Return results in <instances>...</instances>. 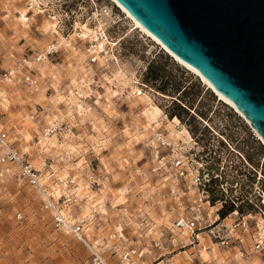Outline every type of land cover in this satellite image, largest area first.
I'll list each match as a JSON object with an SVG mask.
<instances>
[{
  "label": "rangeland",
  "instance_id": "1",
  "mask_svg": "<svg viewBox=\"0 0 264 264\" xmlns=\"http://www.w3.org/2000/svg\"><path fill=\"white\" fill-rule=\"evenodd\" d=\"M99 25L121 38L122 61L107 66L88 62L86 37ZM136 39L148 45V58L154 50H164L237 112L231 116L217 102L218 115L207 122L213 130L210 143L198 142L208 161L207 177L214 166L210 149H228L264 189V156L257 166L238 145L248 136L243 124L264 144L249 120L114 0H0V72L50 42L60 46L52 58L37 64L35 87L0 79L5 102L0 125L32 164L51 176L59 194L68 197L67 210L84 222L93 246L57 230L37 191L16 178L15 168L5 166L0 169V264H264V248L256 247L251 234H236L222 243L207 233L195 239L190 230L176 226L178 217L197 215L199 188L172 162L193 145V136L177 117L167 116L163 107L171 97L136 94V81L148 64L128 52ZM227 126L238 141L223 132ZM159 133L177 150L164 147ZM181 147L183 153L177 154ZM239 176L240 182L232 185L226 179L222 184L227 196L246 190L249 174ZM257 186L253 184L251 199L258 208ZM222 204L204 205L206 224L224 219L219 215ZM234 219V214L227 216L229 223ZM250 222L253 226L255 219ZM130 249L136 252L126 257Z\"/></svg>",
  "mask_w": 264,
  "mask_h": 264
},
{
  "label": "water",
  "instance_id": "2",
  "mask_svg": "<svg viewBox=\"0 0 264 264\" xmlns=\"http://www.w3.org/2000/svg\"><path fill=\"white\" fill-rule=\"evenodd\" d=\"M264 141V0H118Z\"/></svg>",
  "mask_w": 264,
  "mask_h": 264
},
{
  "label": "built area",
  "instance_id": "3",
  "mask_svg": "<svg viewBox=\"0 0 264 264\" xmlns=\"http://www.w3.org/2000/svg\"><path fill=\"white\" fill-rule=\"evenodd\" d=\"M86 41L85 55L90 64L107 66L113 62L122 61L124 58L121 38L111 35L108 27L104 25L95 27L91 35L86 37ZM59 51V44L57 42H50L40 52L23 55L18 62L3 69L0 72V79L14 84H25L30 87H35L39 82V68L37 64L48 61ZM136 83L135 92L137 95L145 94L149 91L156 95L166 96L148 84L143 83L140 79H137ZM158 139L164 147H172V143L162 133H159ZM190 141H193V145L188 148L185 147L184 155L175 157L172 162L179 170L181 176L190 177L191 181L199 188L200 195L195 206L197 215L193 218L186 216L178 217L176 226L181 230H190L191 235L195 239H199L202 233H207L211 239L218 240L222 243L227 242L228 237H234L236 234L237 237H239V234H251L256 247L259 249L264 248V189L257 186L260 181L258 180V183H254L258 187L260 201V210L256 215L252 213L241 215L238 210H235L230 214L236 216V219L232 223L227 222L226 217L223 220H216L215 222L206 224L208 219H205V216L201 215V211L205 208L204 205L206 203L211 205L209 193L206 190V185L210 179L207 177L208 173L205 172L207 169L205 165L208 161L201 154V150H204V147L193 137ZM0 148L2 150L0 154V169L5 166L9 167L12 164L15 165L16 178L21 182L29 184L37 191L44 208L51 213L55 227L81 239L93 249V246L88 242L84 222L75 218L64 204L68 200V197L62 193L59 194L60 189L54 185L51 176L32 164L25 154L14 145L9 130L1 125ZM182 149L183 147L179 148L177 154H182L183 152L180 153ZM173 150H177V148H173ZM216 153H218L217 150H213V152L211 151L209 153V156L212 157V154ZM193 163H195L194 169L191 166ZM242 164L246 168L243 161ZM208 215L210 217V214ZM250 219H255L253 226L251 225ZM135 252V249H130L125 255L126 257H130ZM94 253L98 255L95 250Z\"/></svg>",
  "mask_w": 264,
  "mask_h": 264
},
{
  "label": "trees",
  "instance_id": "4",
  "mask_svg": "<svg viewBox=\"0 0 264 264\" xmlns=\"http://www.w3.org/2000/svg\"><path fill=\"white\" fill-rule=\"evenodd\" d=\"M147 47L148 45L143 40L136 39L135 43L133 42L128 48L130 54L148 59L141 81L161 94L171 97L172 100L169 105L163 107L167 116L170 119L177 117L187 127L190 134L196 138V141L203 142L204 139H207L206 145L208 146L213 130L207 122L217 117L218 109H215L217 102L226 105L229 108L228 114L231 116H237V112L228 104L218 100L217 95L210 88H207L199 78H195L189 70L175 62L172 56L164 50H154L152 56L148 58L145 54ZM212 112L215 116H211ZM243 127L247 131L248 136L242 142H239L238 145L244 150L250 163L260 166L261 158L264 156V144L254 136L249 125L243 124ZM225 129L227 131L223 130V132L226 133L232 142L238 141L231 127L227 126ZM224 144L222 141L220 148ZM224 150L225 152L222 154ZM210 151L213 152L212 149ZM212 158L214 166L210 167L212 176L206 185V190L209 192V199L212 205L218 201L223 202L219 209L220 217L226 218L235 210H238L241 215L259 212L260 207L258 206L257 208L251 199L253 184L256 180L255 175L254 177L251 176L243 167L242 161L236 155L229 153L228 149H222L218 153L212 154ZM221 167H223V171H220L221 174H219L217 172H219ZM229 169L231 171L228 172V176H225V173L223 177V172ZM243 173L249 174L250 178L247 184L243 183L244 187L246 185L244 193L227 196L222 184L226 179L232 185L235 182H240L239 175Z\"/></svg>",
  "mask_w": 264,
  "mask_h": 264
},
{
  "label": "bare ground",
  "instance_id": "5",
  "mask_svg": "<svg viewBox=\"0 0 264 264\" xmlns=\"http://www.w3.org/2000/svg\"><path fill=\"white\" fill-rule=\"evenodd\" d=\"M116 3H118L128 14L129 16L136 22L137 26L138 27H141L145 32H147L149 35L153 36L154 39H156L158 42L162 43L156 36H154L149 30H147L141 23L139 20H137V18H135L118 0H114ZM163 44V43H162ZM164 45V44H163ZM177 58L183 63L185 64L186 66H188L189 68H191L192 70H194L195 72L197 73H200L198 70H196L194 67H192L191 65H189L188 63L184 62L182 59H180L178 56ZM201 74V73H200ZM204 80L210 85L213 87V85L205 78L203 77ZM215 89V88H214ZM216 90V89H215ZM219 95L221 96V98L225 99L226 101H230L232 102L231 100H229L227 97H225L222 93H220L218 90H216ZM233 103V102H232ZM179 120V119H178ZM188 132V131H187Z\"/></svg>",
  "mask_w": 264,
  "mask_h": 264
},
{
  "label": "crops",
  "instance_id": "6",
  "mask_svg": "<svg viewBox=\"0 0 264 264\" xmlns=\"http://www.w3.org/2000/svg\"><path fill=\"white\" fill-rule=\"evenodd\" d=\"M26 87L27 88H32V87H29V86H27L26 85ZM4 105H5V102H4V100H3V97L2 98H0V110H2V111H4ZM185 130H186V132L188 131V129L187 128H185ZM189 132V131H188ZM190 133V132H189ZM188 133V134H189ZM190 136H191V134H189ZM1 152H2V150H1V148H0V154H1ZM10 166H12L13 168H15V165H10ZM48 211V210H47ZM53 219V218H52ZM53 223H54V221H53ZM55 226V225H54ZM56 228V227H55ZM57 229V228H56ZM57 230H59V229H57Z\"/></svg>",
  "mask_w": 264,
  "mask_h": 264
}]
</instances>
